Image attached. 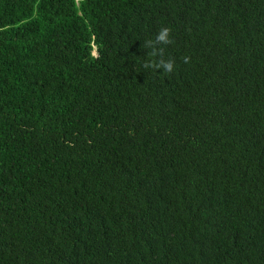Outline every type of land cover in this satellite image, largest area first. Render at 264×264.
Wrapping results in <instances>:
<instances>
[{
    "label": "trees",
    "instance_id": "1",
    "mask_svg": "<svg viewBox=\"0 0 264 264\" xmlns=\"http://www.w3.org/2000/svg\"><path fill=\"white\" fill-rule=\"evenodd\" d=\"M0 264H264V0H0Z\"/></svg>",
    "mask_w": 264,
    "mask_h": 264
},
{
    "label": "clouds",
    "instance_id": "2",
    "mask_svg": "<svg viewBox=\"0 0 264 264\" xmlns=\"http://www.w3.org/2000/svg\"><path fill=\"white\" fill-rule=\"evenodd\" d=\"M168 35H169V29H168V28H164V29H162V30L160 31V33H159L157 39H158L159 41L164 42V43H168V42H169V40H168ZM163 69L166 70V71H168V72H171L172 69H173V64H172L171 62L165 63V64L163 65Z\"/></svg>",
    "mask_w": 264,
    "mask_h": 264
}]
</instances>
